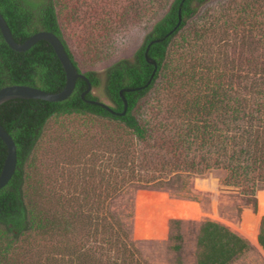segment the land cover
Returning a JSON list of instances; mask_svg holds the SVG:
<instances>
[{"label": "trees", "instance_id": "1", "mask_svg": "<svg viewBox=\"0 0 264 264\" xmlns=\"http://www.w3.org/2000/svg\"><path fill=\"white\" fill-rule=\"evenodd\" d=\"M207 1L173 0L134 55L100 73L82 70L65 39L57 0H0V11L18 42L40 31L62 39L74 64L92 82L87 99L107 103L104 97L115 111L123 112L121 90L144 87L124 92L129 105L124 116L84 99L89 85L82 78L64 101L17 98L0 106V122L18 151L15 174L0 189V264H150L112 210L113 201L129 188L191 195L195 179L222 171V184L239 189L255 208L257 197L264 201V92H238L240 80L225 81L213 52L198 55L192 67L173 66L171 60L175 39ZM180 9L182 23L166 37L179 23ZM147 53L158 63L149 85L156 67L147 61ZM164 75L179 78L182 92L169 93L166 106L159 102L145 114L141 104ZM15 84L60 92L67 85V74L48 41L16 51L0 28V90ZM74 114L115 122L125 139L121 145L110 139L105 156L87 167L89 173L82 168L73 190L55 196L29 188L28 164L49 121ZM7 156L8 147L0 137V175ZM197 187L212 189L207 180H198ZM51 201L56 207L48 205ZM182 222L171 220L172 229ZM173 237L180 241L175 246L180 250L183 235ZM258 240L264 249V218ZM251 250L250 241L227 225L211 219L202 223L198 264H232Z\"/></svg>", "mask_w": 264, "mask_h": 264}, {"label": "rangeland", "instance_id": "2", "mask_svg": "<svg viewBox=\"0 0 264 264\" xmlns=\"http://www.w3.org/2000/svg\"><path fill=\"white\" fill-rule=\"evenodd\" d=\"M172 1L57 0L65 39L82 70L100 73L117 60L132 57ZM197 46L201 51L195 53ZM172 49L173 66L180 63L182 67H192L196 57L205 51L213 52L225 81L232 77L240 80L238 92L263 93L264 0H208L199 7L184 34L175 39ZM179 80L162 76L142 102V112L150 114L159 102L166 106L169 93L180 94ZM110 139L118 145L125 139L124 130L115 122L77 114L52 118L28 164L32 177L29 188L35 186L55 196L62 190H73L82 168L85 166V172L89 173L87 167L105 156ZM224 176V172L216 171L195 179L191 195L170 189L152 190L172 199L195 202L205 211L201 219H177L183 222L174 225L175 229L170 221L165 238L135 236L137 196L146 189H127L113 201L112 210L125 223L150 264H198V237L207 219L227 225L252 244V250L232 264H264V249L258 240L264 201L257 197L255 208L239 189L222 184ZM198 180H207L212 189H199ZM48 205L56 207L52 201ZM174 233L183 235L180 250L175 248L180 241L174 239Z\"/></svg>", "mask_w": 264, "mask_h": 264}, {"label": "water", "instance_id": "3", "mask_svg": "<svg viewBox=\"0 0 264 264\" xmlns=\"http://www.w3.org/2000/svg\"><path fill=\"white\" fill-rule=\"evenodd\" d=\"M179 18H180L179 23L177 24L175 29L172 30L171 32H169L166 35V37L170 36L181 25V23H182V9H180V11H179ZM0 28L2 30V33H3L6 41L10 45V47L16 51H26V50L30 49L33 45H35L38 41H41V40L48 41L54 47L59 59L61 60L63 66L65 68L66 74H67V85L60 92H54V93L48 92V91L42 90L40 88H37L34 86H29V85H24V84H15V85L6 86L0 90V106L9 100L17 99V98L42 99V100H46V101H50V102L64 101L72 95V93L74 92V90L76 88L78 79L82 78L89 85L88 89L83 93L84 99H86L89 103L98 104V105L108 109L113 114H116L118 116H124V115H126L128 107H129L128 101L124 95V92H131V91L141 90L144 88V87H138V88L122 89L121 90V96L125 101V110L123 112H117L107 103L96 101V100H89L86 98V95L92 90V82L83 72L79 71L78 67L72 61V59H71V57H70V55H69V53L65 47V44L63 43L62 39L57 34H55L54 32H51V31H40V32H37L36 34H34L33 36H31L25 42H18L16 40V38L14 37L13 32H12L9 24L6 21L4 15L2 14L1 11H0ZM164 39L165 38L153 40L150 43L149 48L152 44L162 42ZM149 48H148V51H149ZM146 58H147V61L149 63L155 65V67H156L153 74H152V78H151L150 82L147 84V85H149L151 83L153 77L155 76L157 69H158V63L156 60L152 59L148 55V53L146 54ZM0 137L4 140V142L6 143V145L8 147V156H7L3 171L0 175V189H1V188L5 187L10 182L13 175L15 174L17 164H18V151H17L16 142H15L13 136L6 130V128L2 125L1 122H0ZM142 191H152V190L146 189V190H142ZM155 192H159V191H155ZM169 211H173V212H176L178 214H180V213L186 214V212H189V209L184 207V206H182V207L170 206ZM174 219H183V218H171V219H169L168 223Z\"/></svg>", "mask_w": 264, "mask_h": 264}, {"label": "bare ground", "instance_id": "4", "mask_svg": "<svg viewBox=\"0 0 264 264\" xmlns=\"http://www.w3.org/2000/svg\"><path fill=\"white\" fill-rule=\"evenodd\" d=\"M170 206L186 207L189 212L178 214L169 211ZM136 238L157 239L165 238L168 221L171 218L201 219L205 211L199 204L192 201L171 199L163 192L140 191L137 196ZM243 228V224L240 229Z\"/></svg>", "mask_w": 264, "mask_h": 264}]
</instances>
